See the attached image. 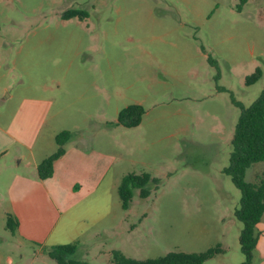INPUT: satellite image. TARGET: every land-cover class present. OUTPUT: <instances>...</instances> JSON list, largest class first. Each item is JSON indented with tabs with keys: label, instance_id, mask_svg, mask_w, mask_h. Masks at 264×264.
<instances>
[{
	"label": "rangeland",
	"instance_id": "obj_1",
	"mask_svg": "<svg viewBox=\"0 0 264 264\" xmlns=\"http://www.w3.org/2000/svg\"><path fill=\"white\" fill-rule=\"evenodd\" d=\"M239 3L1 1L7 89L0 96L12 95L0 102V111L16 109L25 95L50 99L38 146L54 148V135L64 128L71 130L73 143L84 130L109 158L101 187L72 211L82 217L102 214L101 220L74 224L63 214L57 230L33 240L5 227L9 203L2 194L13 171L33 170L11 162L12 144L0 159V264H57L40 245L72 240L78 241L73 256L81 264H111L114 248L145 258L173 249L200 251L217 242L224 252L202 264L243 260L241 222L234 215L240 190L223 171L231 150L224 135L240 112L231 96L246 106L264 87V0H246L240 8ZM71 6L87 16L62 17ZM33 30L41 41L26 40ZM256 66L262 75L245 84ZM132 102L145 107L140 123H117L118 110ZM143 170L158 177V184L147 197L135 190L123 209L117 183L123 174ZM258 172L264 175V160L248 166L245 179L254 180Z\"/></svg>",
	"mask_w": 264,
	"mask_h": 264
},
{
	"label": "crops",
	"instance_id": "obj_2",
	"mask_svg": "<svg viewBox=\"0 0 264 264\" xmlns=\"http://www.w3.org/2000/svg\"><path fill=\"white\" fill-rule=\"evenodd\" d=\"M1 1L0 15L3 17ZM2 39L0 37L1 92L4 88L7 89L3 69L7 53L2 48ZM26 40L35 42L41 41L42 38L38 30H33ZM11 95L12 92H6L4 96H0V102ZM51 105L50 99L25 95L16 109L0 111V159L9 154L10 146L14 144L15 152L11 154V162L17 160L16 164L24 163L26 167L33 168L30 175L13 171L8 188L2 194L9 203L5 212L15 214L19 220L16 230L20 234L26 233L33 240H41L42 235L55 231L63 214L71 216V219L75 220L72 222L74 224L80 219H85L91 226L96 225L102 218V214L92 213L82 217L72 212L77 202L101 187L108 172V152L91 143L90 132L79 131L73 137V143L71 137L67 140L64 153L53 162V174L50 177L40 179L37 176V163L56 147L55 145L54 148L45 150L41 143L38 146L40 128ZM228 110L229 107L227 112ZM227 116L228 119L232 116L230 111ZM234 126L235 124H232L225 130V141H231ZM255 232L257 242L250 264H264V211L256 223ZM7 257L10 262L11 258Z\"/></svg>",
	"mask_w": 264,
	"mask_h": 264
},
{
	"label": "trees",
	"instance_id": "obj_3",
	"mask_svg": "<svg viewBox=\"0 0 264 264\" xmlns=\"http://www.w3.org/2000/svg\"><path fill=\"white\" fill-rule=\"evenodd\" d=\"M246 0H240L239 8ZM88 12L76 6H71L61 12L64 18L87 16ZM211 65L216 66V60L207 55ZM262 70L256 66L254 70L245 75L244 83L252 84L260 78ZM222 88V87H219ZM232 102L240 108L234 132L231 139L229 162L223 167L240 190L239 206L234 215L241 222L239 240L243 260L238 264H250L253 249L257 242L255 232L256 223L260 220L264 211V175L261 172L255 174L254 180L245 179V171L254 162L264 160V87L257 97L249 104L244 105L241 101L231 96ZM145 107L138 102L129 103L121 107L117 112L116 122L125 126H134L140 123ZM71 137L70 129H61L55 133V149L43 157L36 165L37 176L41 179L53 174V162L65 151V144ZM159 178L149 171H129L123 174L117 183V193L120 205L127 209L131 203L134 191L137 190L140 197H147L151 192V185L158 184ZM19 220L11 212H6L5 227L14 232L18 227ZM78 241L72 240L65 243L43 244L40 250L51 257L57 264H81L82 260L74 257ZM224 252L220 242L200 251L169 250L157 256L136 258L124 254L120 249L111 250V264H202L206 259Z\"/></svg>",
	"mask_w": 264,
	"mask_h": 264
}]
</instances>
